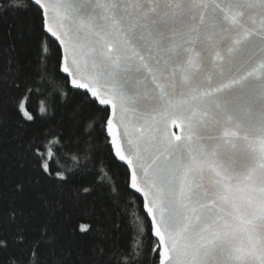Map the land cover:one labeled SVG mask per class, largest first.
Here are the masks:
<instances>
[{"label":"snow or ice","instance_id":"snow-or-ice-1","mask_svg":"<svg viewBox=\"0 0 264 264\" xmlns=\"http://www.w3.org/2000/svg\"><path fill=\"white\" fill-rule=\"evenodd\" d=\"M30 9L38 24L17 39L38 42L41 67L0 77V135L14 129L28 176L21 206L0 209V264H264V0H0ZM103 150L123 193L93 162ZM77 177L91 179L65 187ZM105 187L142 196L139 250L131 213L125 242L69 213L92 238L73 259L57 213Z\"/></svg>","mask_w":264,"mask_h":264},{"label":"trees","instance_id":"trees-1","mask_svg":"<svg viewBox=\"0 0 264 264\" xmlns=\"http://www.w3.org/2000/svg\"><path fill=\"white\" fill-rule=\"evenodd\" d=\"M35 24H38V21L36 20L34 9H30L27 12L8 11L0 13V77L5 76L9 72L15 73L21 68L31 72L34 68L41 67V54L38 42L34 39L24 42L17 39L21 30H26L30 25ZM43 67H46L49 72H53L55 65L52 62H45ZM8 78L11 79V77ZM57 119H59V114L57 115ZM24 139H27V137L25 136ZM93 139L94 143L101 147L103 146L102 138L94 137ZM54 144L55 141L50 142L49 147L52 148V156L45 162L49 164L50 171L57 169L54 178L59 179L60 176L65 175L63 169L68 161L64 158L63 152L59 156L57 155ZM17 148L18 141L15 138L14 129L10 127L7 133L0 135V209H6L13 203L17 207L21 206V198L16 195L13 189L15 183L19 180L27 183L28 176L16 166L15 151ZM100 161H103V165L113 169L116 186L123 193V169H119L118 171L115 169V166L111 164L107 157L106 150L94 154L93 162L97 168L101 166ZM75 179L79 180L78 177ZM88 179L91 178L89 177ZM88 179L79 180V184L66 185L65 187L87 186ZM137 197L139 196L137 195ZM141 200L140 197L136 199L130 196L124 198L114 195L110 196L107 187L103 190L98 189L91 196L81 195L75 206L65 199V208L63 212L57 213V220L53 227L63 228L61 243L69 248L73 259L86 258L92 238L90 236L72 235L71 224L63 225L62 218L71 213L73 222L80 216H83V220L80 223H84L89 219H99L103 225L113 232L115 231L113 222H115L121 225V231L117 235L121 238V242H125L130 235L127 217L131 213L136 228V246L139 250L140 237L145 231V220L142 217H147L144 208L140 204ZM153 239L155 238L153 237ZM148 264H151L150 259Z\"/></svg>","mask_w":264,"mask_h":264},{"label":"water","instance_id":"water-1","mask_svg":"<svg viewBox=\"0 0 264 264\" xmlns=\"http://www.w3.org/2000/svg\"><path fill=\"white\" fill-rule=\"evenodd\" d=\"M141 199H142V196L140 195V194H137ZM145 210V213H146V215H147V212H146V209H144ZM148 219H149V221H150V217H148Z\"/></svg>","mask_w":264,"mask_h":264}]
</instances>
